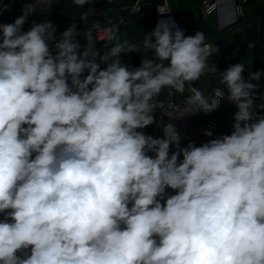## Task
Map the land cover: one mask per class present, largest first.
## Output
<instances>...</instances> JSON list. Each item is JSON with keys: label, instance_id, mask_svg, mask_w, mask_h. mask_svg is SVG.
<instances>
[{"label": "clouds", "instance_id": "obj_1", "mask_svg": "<svg viewBox=\"0 0 264 264\" xmlns=\"http://www.w3.org/2000/svg\"><path fill=\"white\" fill-rule=\"evenodd\" d=\"M40 2L0 23V264H264V71L209 64L219 48L186 35L169 0L138 43L95 25L103 54L76 24L23 30ZM218 71L210 101L194 85ZM165 89L190 93L168 121L234 105L230 134L181 146L156 117ZM153 124L162 136L143 131Z\"/></svg>", "mask_w": 264, "mask_h": 264}, {"label": "crops", "instance_id": "obj_2", "mask_svg": "<svg viewBox=\"0 0 264 264\" xmlns=\"http://www.w3.org/2000/svg\"><path fill=\"white\" fill-rule=\"evenodd\" d=\"M9 1L17 9H22L28 2V0H16L21 6L20 8L11 0ZM60 1L41 0L36 4V11L29 17L23 30L27 31L33 21L42 22L47 19L56 26L57 31H64L72 24H76L82 33L81 41L86 45V39L91 35L90 32L96 29L95 25L107 26L119 18L124 19L125 23L119 26L117 42L127 39L138 43L143 40L147 32L154 28V15L151 10H148L139 19H133L129 11L138 2L145 8H149L156 0H152L150 3L148 0H98L89 4L87 12L81 16L58 11L57 7ZM240 2L241 0H218V9L206 15L203 12V0H169L170 7L186 35H194L195 32L202 31L205 34V42L211 43V45L216 44L219 48V53L209 59V64L216 63L218 70L223 71L229 65L243 63L247 77L251 71H264V0H247L243 4V17L235 23L233 3ZM249 44H253L254 47L250 49ZM152 55L153 53L150 51L146 55L141 53L122 54L121 60L138 65L142 58H151ZM219 71L216 74L202 76L194 86L200 87L205 96L210 98L215 86L222 87ZM261 84L264 85V78H262ZM189 95L190 93L186 90L183 94L175 93L169 96L168 90L165 89L158 99L161 101L174 100L184 108V100ZM235 111V106L225 100L219 110L210 114L201 113L189 117L194 127L208 119H213L219 124V135L230 134L232 116ZM156 117L159 122H171L161 117L158 112H156ZM143 131L154 137L162 136V130L156 124ZM186 145L185 143L181 144V146Z\"/></svg>", "mask_w": 264, "mask_h": 264}, {"label": "built area", "instance_id": "obj_3", "mask_svg": "<svg viewBox=\"0 0 264 264\" xmlns=\"http://www.w3.org/2000/svg\"><path fill=\"white\" fill-rule=\"evenodd\" d=\"M245 2H247V0H241V2L237 3V4L233 3V7H234V11H235V20H234L235 23L240 21L241 18L243 17V4ZM0 3H3V5L8 8V10H5L3 12V14L0 15V23H11V22L14 21L15 18L19 17L22 14L21 11H20L21 9L15 8L11 4V2L9 0H0ZM218 7H219L218 0H203V12L206 15H209V14L215 12L218 9ZM148 10H151L153 15H154V26H155L156 22L159 19L167 18L166 16L162 17V16L158 15V13H157V3L156 2L153 3L149 8H145L143 6V4L138 2V3H136L135 5H133L131 7L129 13L133 17V19H139ZM168 15H170L175 20V22L179 25V27L182 28L179 20L177 19V17L175 16V14H174V12L172 10V8H171V12ZM124 23H125V20L122 19V18H119V19H116L113 23H111V24H109L107 26H102V27H108V26H111V25H119V26H121ZM24 26H23V28H24ZM61 32H63V31H57V36H59V34ZM81 34L82 33L78 30L77 31V39H78L79 43L81 44V46L83 48L85 46V43H83L81 41ZM90 34H91V36L94 39V43H96V48L101 52V54H103L106 51V49L104 48V43L105 42L102 41L105 34L103 32L97 31V29L92 30L90 32ZM208 44H211V43H208ZM140 53L142 55H146V53H144L143 51L140 52ZM122 63L127 64L129 67H138L139 66V64L135 65V64H133V63H131L129 61H125V62H122ZM101 67L103 68L104 65H101ZM217 88H222V87L215 86L212 89V92H211V95H210V98H209L210 101H211V98H214V90L217 89ZM162 102L164 103V109L163 110H157V112L163 118L168 119V116L165 113H173V114H175L178 109L179 110L183 109L180 106V104L177 103L174 100H165V101H162ZM223 103H224V101L221 102V105L218 108V110L222 107ZM171 122L175 123L177 128H178V130L182 133V137H183L182 138V143H185V144H187L190 141H195L197 145H200V144L206 142L210 138L206 137L205 135H203V132L205 130H212L213 133H214V137L219 135V133H218L219 124L213 119H208L204 123H202L201 125L196 126V127H194L192 125L190 117H187V118H184V119H181V120H174V121H171Z\"/></svg>", "mask_w": 264, "mask_h": 264}, {"label": "water", "instance_id": "obj_4", "mask_svg": "<svg viewBox=\"0 0 264 264\" xmlns=\"http://www.w3.org/2000/svg\"><path fill=\"white\" fill-rule=\"evenodd\" d=\"M15 5H17L18 7L21 8V6L17 3L16 0H11ZM98 0H94V2H96ZM93 2V3H94ZM89 5H85L83 7H77L74 6L71 2V0H61L58 4V11L69 14V15H73V16H81L83 14H85L88 10Z\"/></svg>", "mask_w": 264, "mask_h": 264}]
</instances>
